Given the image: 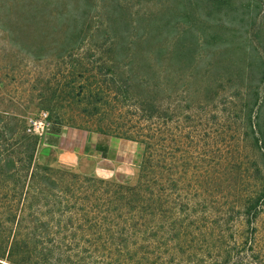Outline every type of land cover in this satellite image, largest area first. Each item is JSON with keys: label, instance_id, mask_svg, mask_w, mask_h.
<instances>
[{"label": "trees", "instance_id": "1", "mask_svg": "<svg viewBox=\"0 0 264 264\" xmlns=\"http://www.w3.org/2000/svg\"><path fill=\"white\" fill-rule=\"evenodd\" d=\"M200 1L183 16L207 19V10L210 15L234 0ZM180 36L168 40L150 32L145 51L125 54L126 63L147 61L141 82L148 89L165 90H147L136 132L122 137L141 144L131 182L35 162L39 140L26 132L27 117L0 110V264H264L256 225L264 210V91L260 98L258 86L249 83L252 74L241 75L228 49L198 52ZM199 60L206 63L201 73ZM223 63L227 71L209 76ZM195 73L200 79L194 87ZM219 95L241 96L240 106L220 113L226 109L218 104L228 97ZM49 118V129L57 130L59 118ZM224 131L231 140L238 131L263 157L251 162L252 188L238 201L224 192L225 182L209 176L222 161L208 159L213 137ZM180 151L184 160H176Z\"/></svg>", "mask_w": 264, "mask_h": 264}, {"label": "rangeland", "instance_id": "2", "mask_svg": "<svg viewBox=\"0 0 264 264\" xmlns=\"http://www.w3.org/2000/svg\"><path fill=\"white\" fill-rule=\"evenodd\" d=\"M194 1L201 3L200 0H0V110L24 114L23 118L46 110L63 125L98 133L107 131L120 138L124 134L134 135L140 122L141 98L149 90L160 95L165 90L153 85L156 89H148L141 82L148 72L147 61L126 63L125 54L130 51L140 55L150 46L146 34L159 31L168 40L181 35L180 42H187L184 46L198 52L228 49L241 75L252 74L249 83L258 86L261 98L264 0H234L225 9H213L210 15V9L207 10V19L205 14L183 16L184 9L192 8ZM205 64L199 60L196 72L201 73ZM228 69L229 64L223 63L220 69H211L209 76ZM162 73L158 69L156 75L161 81L165 76ZM194 76L195 87L200 77L196 73ZM226 96L228 99H223ZM218 97L231 101L221 100L225 104H218L226 109L220 113L226 115L237 110L243 94ZM42 98L48 99L49 106L41 103ZM261 105L264 114V101ZM236 133L232 140L225 131L216 133L214 152L208 159L222 160L220 165L209 168V176L221 184L225 182L224 192L238 201L252 188L251 162L263 157ZM39 148L38 144L34 155L37 163H40ZM138 148L141 149L140 143ZM175 156L176 160H184L182 151ZM229 163L237 167L230 169ZM136 170L137 166L129 170L126 182L134 180ZM256 225L257 244L264 254V210Z\"/></svg>", "mask_w": 264, "mask_h": 264}, {"label": "crops", "instance_id": "3", "mask_svg": "<svg viewBox=\"0 0 264 264\" xmlns=\"http://www.w3.org/2000/svg\"><path fill=\"white\" fill-rule=\"evenodd\" d=\"M49 129L39 142L40 163L67 171L126 182L140 160L136 141L68 125Z\"/></svg>", "mask_w": 264, "mask_h": 264}, {"label": "built area", "instance_id": "4", "mask_svg": "<svg viewBox=\"0 0 264 264\" xmlns=\"http://www.w3.org/2000/svg\"><path fill=\"white\" fill-rule=\"evenodd\" d=\"M51 124V120L49 118V114L45 110H40L33 115H29L26 118V132L36 136L41 142L44 140L49 126Z\"/></svg>", "mask_w": 264, "mask_h": 264}]
</instances>
